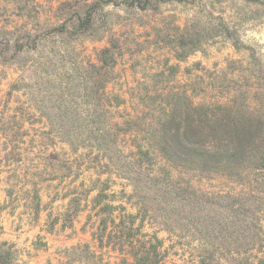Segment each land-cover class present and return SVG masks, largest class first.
Instances as JSON below:
<instances>
[{"label": "rangeland", "instance_id": "374dc122", "mask_svg": "<svg viewBox=\"0 0 264 264\" xmlns=\"http://www.w3.org/2000/svg\"><path fill=\"white\" fill-rule=\"evenodd\" d=\"M61 1L0 0V45L9 42V52L18 53L0 64V243L11 247L17 264H132L107 234L97 239L98 189L83 191L98 180L100 188L109 187L103 202L113 206L115 224L136 216L135 239L161 240L164 258L157 264H264L263 176L190 177L151 151L153 164L145 161L143 168L151 176L171 171L170 185L190 186L194 196L182 198H193L194 205L187 202L190 209L166 218L151 210L143 218L122 174L139 149H148L147 126L168 108L172 95L198 105L243 93L250 105L259 103L261 1L167 0L147 12L107 6L109 31L99 22L94 34L74 38L50 30L61 22L55 17ZM165 22L171 29L195 24L212 37L179 60L175 46L155 31ZM221 25L236 30L240 49ZM109 34L122 45V57L95 95L90 66ZM17 41L25 44L22 50H14Z\"/></svg>", "mask_w": 264, "mask_h": 264}, {"label": "trees", "instance_id": "16d2710c", "mask_svg": "<svg viewBox=\"0 0 264 264\" xmlns=\"http://www.w3.org/2000/svg\"><path fill=\"white\" fill-rule=\"evenodd\" d=\"M167 0H64L61 1L55 11L56 20L61 21L51 32L60 36L67 35L74 38L78 35L94 34L98 29L99 22L108 26L107 6L121 7L127 10L157 11L161 3ZM182 2L183 0H177ZM244 2H260L264 0H243ZM222 27L224 36L233 42L236 49H240L237 42L236 30L227 26ZM164 30V31H163ZM156 28L161 41L172 44L176 48V57L185 60L189 55L201 48L203 42L207 41L211 34L208 31L196 27V25L185 26L182 29H171L165 22L164 29ZM174 31L173 34L170 32ZM107 44L96 53L97 64H92L94 94L104 87L108 76L118 60L122 57V45L113 34H109ZM25 44L17 41L14 50H22ZM9 42L0 45V64H8L17 56V51L9 52ZM257 77L264 81V72L258 69ZM264 95L259 98V103L250 105L247 97L239 93L226 102L202 103L195 105L188 96L174 94L171 96L168 108L164 110L147 126L143 139L148 144V149L138 151V157H132V162L127 161L123 166L122 173L132 185V191L137 198L138 214L143 218L153 210L160 213V217H168L175 212H184L190 209L191 202H185L183 195L194 196L195 192L187 184L181 189L170 185L172 180L171 171L159 169L151 176L149 170L143 168L147 161L152 165L151 151L156 152L170 168L180 173L189 174L190 177L219 175L230 180H243L249 174L264 177ZM116 103L119 100L116 99ZM105 136V135H103ZM147 168V167H146ZM264 182V179H261ZM84 194H89L98 189V194L93 198L94 206L101 205L99 213L102 215L98 225L100 242L107 234L108 243L115 241L120 249H125L127 259L132 264H157L163 260L161 251L162 242L154 236L152 240H137L132 230L136 216L128 215L130 221H121L115 224L112 218L113 206L103 202L108 198L104 194L108 185L92 182ZM150 184L151 189L144 185ZM99 187V188H98ZM132 196V195H131ZM191 196V197H192ZM133 197V196H132ZM178 201V202H176ZM184 203L178 206V203ZM184 201V202H182ZM104 203V204H103ZM155 206H154V205ZM168 208L170 211L168 212ZM192 208V207H191ZM155 210V211H154ZM173 212V213H172ZM178 214V213H177ZM154 218H156L154 216ZM109 225H113L111 232H107ZM212 234L213 232L207 231ZM208 253V252H207ZM213 255V252L209 250ZM0 264H17L15 255L10 246L0 243Z\"/></svg>", "mask_w": 264, "mask_h": 264}, {"label": "crops", "instance_id": "0c3cea01", "mask_svg": "<svg viewBox=\"0 0 264 264\" xmlns=\"http://www.w3.org/2000/svg\"><path fill=\"white\" fill-rule=\"evenodd\" d=\"M15 222H16V221H15ZM5 225H6V222H5ZM7 225H8V224H7ZM6 227H7V226H4V230H6ZM28 234H31V233H28ZM4 236H5V237H9V238H10L9 240H11V241H12L13 239L16 240V238L13 237V235L10 236V235H8V234H5Z\"/></svg>", "mask_w": 264, "mask_h": 264}]
</instances>
